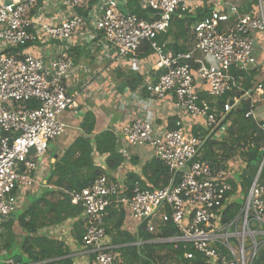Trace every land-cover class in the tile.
Segmentation results:
<instances>
[{
	"label": "built area",
	"instance_id": "built-area-1",
	"mask_svg": "<svg viewBox=\"0 0 264 264\" xmlns=\"http://www.w3.org/2000/svg\"><path fill=\"white\" fill-rule=\"evenodd\" d=\"M38 1L48 0H0V225L22 209L38 161L50 143L65 135L67 127L59 117L78 107L64 86L75 67L66 47L52 60L22 52L19 58L12 52L40 40L69 44L92 24L102 35V53H113L117 62L143 46L151 50L159 75L156 82L147 80L144 91L157 101L170 97L179 117L173 130L158 131L137 119L120 132L128 146L149 148L175 183L145 190L135 184L127 198L123 181L101 176L69 194L71 204L82 209V245L92 253L94 264H115L119 258L106 244L105 219L108 208L122 204L148 233L154 232V217L166 210L178 233L170 241L191 250L184 254L186 260L198 254L206 264H252L264 245V181L259 182L264 145L259 176L244 199L236 192L228 196L230 181L244 170L242 161L235 166L218 150L213 151L217 164L204 161L203 135L223 141L230 125L227 116L241 104L247 107L244 118L264 135V82L253 80L249 87L244 82L245 75L257 71L252 53L254 39L264 40V0H257L247 14L228 0H203L213 9L190 26L186 53L166 50L158 38L166 34L176 13L192 15L191 0H142L143 9L160 12L148 13V19L121 12L118 0H105L97 9L89 7L90 0H58L66 10L59 24L33 15ZM79 11H85L84 16ZM227 94L231 97L218 111L212 102ZM31 103L37 106L23 108ZM238 198L244 201L238 215L225 218L228 205Z\"/></svg>",
	"mask_w": 264,
	"mask_h": 264
},
{
	"label": "trees",
	"instance_id": "trees-1",
	"mask_svg": "<svg viewBox=\"0 0 264 264\" xmlns=\"http://www.w3.org/2000/svg\"><path fill=\"white\" fill-rule=\"evenodd\" d=\"M128 4L127 10L129 13L148 19L146 13L137 7L136 2L130 1ZM256 5L257 0H253L252 4L241 10L240 13L244 14ZM85 11H79V13L83 15ZM209 12L200 10L195 16L176 13L171 19L166 34L159 37L158 42L165 44L166 50L174 53H186L187 47L185 44L190 38V26L206 17ZM22 49L18 48L12 53L21 58ZM138 53H140L139 58L143 59L152 52L147 46H143ZM256 76H258V72L255 70L250 72L249 75H245V85L249 87ZM140 83L141 80L137 79V84ZM230 97L229 94L224 95L212 102V105L218 111L222 110V106ZM202 98L209 102L207 97L202 96ZM36 106L37 104L31 103L27 106L24 105L23 108H35ZM246 110V105L241 104L239 109L233 110L227 116L230 125L223 141L216 142L213 136L208 137L207 133L203 135L206 138L203 160L210 162L212 165L218 163L217 157L213 153L214 150L222 152L223 160L231 158L236 150H243L240 155L245 167L233 181H230L232 192L228 196L236 192L244 199L262 162L261 148L264 145V135L252 121L244 118ZM93 127L94 117L91 113H86L80 125L83 136L78 137L50 166L47 183L55 190L44 189L39 196L30 199L27 207L13 214L6 222L1 224L2 233L0 237L3 239L2 249L5 252L2 258L5 261L10 260L12 264H72L69 257L70 252L64 243L41 236L39 231L42 228L59 226L70 219L80 217L82 209L79 206L71 205L69 194L87 188L98 177H108L105 170L95 166L94 154L107 156L105 166L108 171H116L123 164L124 158L117 152L116 139L112 132L105 131L94 136L91 141L86 140V137L92 136ZM173 129H175V122L170 121V130ZM194 133L196 132L194 131ZM142 177L144 181L150 183L153 189L166 187L176 181V178L156 160H153L143 170ZM144 181L139 176L129 175L127 177L128 193L125 194V197H130L135 184L145 190ZM263 181L264 165L259 176V182ZM243 202L241 200L229 204L225 218L236 217L243 206ZM124 219V214L121 211L117 212L113 209V206L107 209L105 219L106 235L112 237V244L117 247L116 252L122 257L123 262L121 264H170L171 262L167 261L170 257L174 258L176 264H206L198 254H193L191 260H186L184 254L191 252V250L185 247L184 244L165 242L178 237V233L170 221L169 213L166 214L165 225L159 228L155 236L148 235L145 232L144 225L139 227L137 236L124 233L121 230ZM15 228L21 231V236L15 235ZM76 230L78 231L77 241L81 243L84 234L81 223L76 226ZM155 239L163 243H149ZM140 241L144 244L139 247L136 246L135 244ZM161 254L163 256H160ZM252 264H264V245Z\"/></svg>",
	"mask_w": 264,
	"mask_h": 264
},
{
	"label": "crops",
	"instance_id": "crops-1",
	"mask_svg": "<svg viewBox=\"0 0 264 264\" xmlns=\"http://www.w3.org/2000/svg\"><path fill=\"white\" fill-rule=\"evenodd\" d=\"M2 1L16 2L22 0ZM104 1L105 0H90V7L97 9L101 2ZM130 1L136 2L137 7L144 11L149 18L147 10L142 7V0H118L119 10L123 13H129L127 7ZM246 1L247 0H228V2L238 7L241 5L239 11L244 10V8L248 7L253 2L247 3ZM190 6L193 10L192 15L190 14L191 16H195L200 10L211 11L213 9L212 4H207L203 0H191ZM33 15H39L41 22L59 24L66 18V10L59 5L58 0L38 1L35 5ZM86 31L87 32L77 34L72 42L63 44V46L54 42L40 40L35 44L27 45L21 50L23 55L31 54L36 57L44 58L45 60H52L58 57L62 49L66 47L65 50L73 59L75 67L67 76L64 86L66 93L69 96L75 97L78 105L76 110L67 111L59 117L60 121L65 123L67 131L64 136L50 143L43 158L38 161L40 168L37 170L35 183L32 187L33 189H30V193L27 192L26 204H29L30 199L39 196L44 189L55 190L54 187L47 183L50 166L56 162L63 151L73 144L78 137L83 136L80 125L86 113H91L94 117L93 134L92 136H88L91 137L90 140L87 139L88 137H86V140L91 141L94 136L105 131L114 134L117 152L124 158L123 164L116 171L111 172L108 171L105 166V159L107 156L94 154L93 160L95 166L107 172L109 179L117 178L123 181L126 193H128L127 177L133 174L139 176L144 181L142 172L153 162L154 158L151 150L147 147L128 146L123 141L122 137H120L122 128L128 126L137 119H142L149 122L154 129L158 131H168L170 130V121L176 123L179 119L170 97H166L164 101H157L148 98L147 93L144 91V85L148 82L147 80L156 82L159 75L154 68L156 59L152 53L148 57L140 59V53L137 52L121 62H117L113 53L106 54V56L105 53H102V35L95 32L92 24H90L89 27L86 26ZM91 37L95 39L90 42ZM254 42V48L264 52V40L257 37L254 39ZM189 43L190 39L185 44L187 50L189 48ZM163 45L165 46V44ZM257 72L258 76L254 77L253 80L256 82H264V73L259 64L257 66ZM137 79L141 80L139 85L137 84ZM181 120L186 123V126H191V124H187L189 120L182 118ZM199 124H201V122H199ZM192 131L195 130L193 129ZM53 144L57 145L56 149L51 148ZM54 156H56V158ZM144 183L145 189H153L150 183L146 181H144ZM113 209L117 212L121 211L124 214L125 219L121 230L131 236H137L141 224L129 217L126 206L123 204L117 207L113 206ZM165 214L166 210L160 211L154 217L152 224L155 226L156 232L148 233L145 228V232L148 235L155 236L159 228L165 225ZM79 223H81L82 231H84L82 212L80 217L70 219L59 226L40 229L39 234L64 243L70 252L69 257L72 264H94L90 250L84 248L82 242L78 243L77 241L78 231L76 230V226H78ZM165 242L173 244L179 243L171 242L170 239ZM149 243L155 244L163 242L156 241L155 239ZM106 244L116 252L117 247L112 244V237L108 234ZM143 244L144 242L140 241L135 245L139 247ZM116 253L119 258L115 264H121L123 262L122 257L118 252ZM4 254L5 252L3 255ZM160 256H163V254ZM9 261L10 260L5 261L2 257L0 258V264H7ZM167 261L173 264L175 263L173 257H170Z\"/></svg>",
	"mask_w": 264,
	"mask_h": 264
},
{
	"label": "rangeland",
	"instance_id": "rangeland-1",
	"mask_svg": "<svg viewBox=\"0 0 264 264\" xmlns=\"http://www.w3.org/2000/svg\"><path fill=\"white\" fill-rule=\"evenodd\" d=\"M253 0H247L246 2L247 3H251ZM240 7H241V5H240ZM240 7H239V9H240ZM252 57H253V59L256 61V63L258 62V64L261 66V69H262V72L264 73V52H261L260 51V49H256V48H254L253 49V53H252ZM260 60V61H259ZM57 142V141H56ZM51 148L52 149H56L57 148V145L56 144H53L52 146H51ZM241 152L243 153V150L242 149H239V151L238 150H236V153L233 155V156H231V158H229L227 161H231L233 164H235V166H238V165H240V163H241ZM241 160V161H240ZM242 164L245 166V164L243 163V161H242ZM242 164H241V166H242ZM38 168H40V167H38ZM37 188V187H36ZM33 189V188H32ZM29 193H30V191H29ZM28 193V194H29ZM237 197V196H236ZM236 201H238V202H240L241 200L238 198ZM244 203V202H243ZM29 204H24L23 205V207H22V209L23 208H25V207H27ZM21 210H19L18 212H20ZM18 212H16V213H18ZM153 227H154V231L156 232L157 230L155 229V226L153 225ZM2 233V228H1V226H0V234ZM14 233H15V235L16 236H21V231L18 229V228H15L14 229ZM18 241H19V239H18ZM3 244H4V242H3V239L0 237V258L3 256V253H4V251H3V249H2V247H3ZM173 264V263H172ZM175 264V263H174Z\"/></svg>",
	"mask_w": 264,
	"mask_h": 264
},
{
	"label": "water",
	"instance_id": "water-1",
	"mask_svg": "<svg viewBox=\"0 0 264 264\" xmlns=\"http://www.w3.org/2000/svg\"><path fill=\"white\" fill-rule=\"evenodd\" d=\"M147 12H148V13H150V14H154V15H155V14H159V13H160V12H158V11H154V10H152L151 8H148V9H147ZM230 104H232V102H230ZM87 139H89V140H90V139H91V137H88ZM54 157L56 158V156H54ZM259 173H260V169L258 170V172H257V175H256L255 179H256V178H258V176H259Z\"/></svg>",
	"mask_w": 264,
	"mask_h": 264
}]
</instances>
